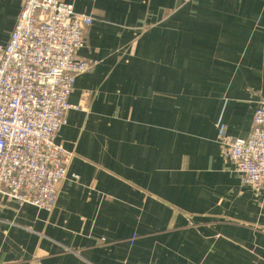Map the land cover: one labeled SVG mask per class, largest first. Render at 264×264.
<instances>
[{
  "label": "crops",
  "instance_id": "crops-1",
  "mask_svg": "<svg viewBox=\"0 0 264 264\" xmlns=\"http://www.w3.org/2000/svg\"><path fill=\"white\" fill-rule=\"evenodd\" d=\"M95 21L55 209L0 199V264H264V191L224 158L264 100V0H62ZM25 0H0L6 46Z\"/></svg>",
  "mask_w": 264,
  "mask_h": 264
},
{
  "label": "built area",
  "instance_id": "built-area-1",
  "mask_svg": "<svg viewBox=\"0 0 264 264\" xmlns=\"http://www.w3.org/2000/svg\"><path fill=\"white\" fill-rule=\"evenodd\" d=\"M95 19L62 0H25L6 46H0V199L52 212L74 155L56 143L74 107L79 76L94 61L80 57ZM225 159L243 183L264 191V100L246 140L219 124Z\"/></svg>",
  "mask_w": 264,
  "mask_h": 264
},
{
  "label": "rangeland",
  "instance_id": "rangeland-1",
  "mask_svg": "<svg viewBox=\"0 0 264 264\" xmlns=\"http://www.w3.org/2000/svg\"><path fill=\"white\" fill-rule=\"evenodd\" d=\"M27 206H30V205H27ZM38 209V208H37Z\"/></svg>",
  "mask_w": 264,
  "mask_h": 264
}]
</instances>
